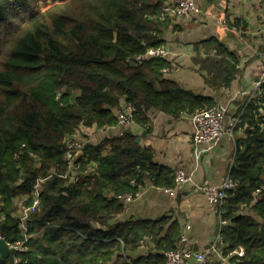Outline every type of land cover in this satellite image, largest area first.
Here are the masks:
<instances>
[{"label": "trees", "instance_id": "obj_1", "mask_svg": "<svg viewBox=\"0 0 264 264\" xmlns=\"http://www.w3.org/2000/svg\"><path fill=\"white\" fill-rule=\"evenodd\" d=\"M163 5L61 0L44 8L40 0H0V233L8 243L24 239L22 208L38 188L26 220V264H166L165 253L178 246V220L122 217L126 193L174 186L172 169L156 163L137 135L127 129L75 147L72 166L65 158L68 136L116 126L123 101L145 127L151 109L192 116L217 104L166 78L167 58L136 61L165 44L172 18H162ZM213 41V54L195 63L208 86L228 88L236 59ZM238 116L234 131L244 128L245 136L229 173L236 186L221 208L228 221L221 252L233 264H264V93L246 100ZM248 206L260 220L242 213ZM148 238L156 252L134 257ZM240 247L244 256H230ZM0 264H13V255L0 252Z\"/></svg>", "mask_w": 264, "mask_h": 264}, {"label": "crops", "instance_id": "obj_2", "mask_svg": "<svg viewBox=\"0 0 264 264\" xmlns=\"http://www.w3.org/2000/svg\"><path fill=\"white\" fill-rule=\"evenodd\" d=\"M196 1L202 6L203 14L172 18L171 25L163 35L164 45L170 51L167 60L176 66L165 72V77L179 82L185 89L212 97L217 104L226 106V133L213 148L200 145V157H197L192 141L194 125L190 115L176 117L158 109H151L148 112V127L132 122L128 130L137 135L142 145L154 150L156 163L172 169L173 172L184 168L192 175L193 182L185 184L177 194L146 184L141 187V196L127 205L122 217H169L171 221L178 220L182 226L181 237L184 235L186 239L180 238L177 247L206 252L218 241L219 209L210 206L206 196L195 188L194 183L217 185L229 175L237 149V139L245 136L244 128L234 131L230 128L231 124L246 100L264 93V87L260 91L255 89V81L263 70L261 54L264 51V5L263 0ZM213 40L225 44L236 59L238 73L228 88L208 86L205 82V71H201L195 63V59L200 56L205 57L208 52L213 54ZM115 113L117 114V108ZM89 129L81 128L83 131ZM79 130L72 140L78 137ZM120 130L119 127H94L93 131L98 134H90L99 138L97 142H100L108 136L119 135ZM242 213L260 220L251 206L246 207ZM155 252L154 243L148 238L132 255L137 257ZM210 258L211 264H233L229 258H223L221 249L218 253H210ZM187 264L197 263L191 260Z\"/></svg>", "mask_w": 264, "mask_h": 264}, {"label": "built area", "instance_id": "obj_3", "mask_svg": "<svg viewBox=\"0 0 264 264\" xmlns=\"http://www.w3.org/2000/svg\"><path fill=\"white\" fill-rule=\"evenodd\" d=\"M264 5V0H263ZM190 14H203L202 6L196 0H177L176 2H170L164 0V5L162 8L161 16L162 18L170 17H184ZM170 55L169 49L165 45H161L156 48L149 49L146 54L139 55L136 57V61L141 62L150 58H168ZM261 60L263 62V70L260 76L255 81V89L260 91L264 87V51L261 54ZM175 64H171L170 67L164 69V72H169L171 68H175ZM246 94V93H244ZM249 101V100H248ZM227 107L221 104H216L210 109L196 112L191 116V120L194 125V133L192 137L193 145L195 146V155L200 157V145H208L209 148H213L220 143L222 138L226 133L225 118L227 114ZM135 107L130 102L123 101L121 105L117 108L118 123L114 127H119L120 133L122 135L129 127V125L134 122ZM238 117L234 119L231 124V129L234 130L238 124ZM110 128V127H108ZM82 148L83 144L80 142H74L69 140L68 150L65 154V158L70 166L73 165L74 155L72 151L74 148ZM193 182V177L188 174L184 168H178L174 172V186L170 188H162L165 192L171 194L179 193L185 184ZM195 188L206 196L210 206L219 209L218 214L220 218V232L224 225L228 221L222 219L223 211L221 210L224 200L227 198V192L235 188V180L230 176V174L217 185H213L205 182L194 183ZM141 189L136 193H126L123 196L125 203L128 205L131 201L141 196ZM40 192L36 188L34 192V201L30 206H23L22 208V228L24 230V239L16 241L13 243H8L11 255H13V264H26L27 261H23L21 254L27 250L26 242L29 239L28 226L26 220L29 217L30 212L34 211L39 204ZM191 226H188L190 228ZM219 232L218 241L215 242L209 250L206 252L193 251L190 249H181L176 247L175 249L169 250L165 253L166 264H187L189 261L194 260L197 264H209V254L218 253L221 249L222 236ZM0 237L5 239V237L0 233ZM185 236L182 235L181 240H185ZM245 250L240 247L236 251L230 254L236 255L239 258L244 256Z\"/></svg>", "mask_w": 264, "mask_h": 264}, {"label": "rangeland", "instance_id": "obj_4", "mask_svg": "<svg viewBox=\"0 0 264 264\" xmlns=\"http://www.w3.org/2000/svg\"><path fill=\"white\" fill-rule=\"evenodd\" d=\"M60 1L61 0H40V4L44 8H46V7H49V6H51V5L55 4V3H58ZM83 128H85V127H83ZM95 128H98V127L95 126ZM93 130H94V127L90 128L89 130H86V131H83V130L80 129L79 132L77 133V136L78 137H75V140H72V141H74V142H80L81 144H83V146L86 143L91 142L92 138H94L92 141L97 142L99 140V138L92 137V136L97 135L98 132L97 131H93ZM90 133H92V136H91ZM87 137L90 138L91 140L88 139ZM66 143H67V146H68V144H69V136L67 137ZM226 258L228 259V257H226ZM210 261H211V258H210Z\"/></svg>", "mask_w": 264, "mask_h": 264}, {"label": "water", "instance_id": "obj_5", "mask_svg": "<svg viewBox=\"0 0 264 264\" xmlns=\"http://www.w3.org/2000/svg\"><path fill=\"white\" fill-rule=\"evenodd\" d=\"M136 141L139 142L140 139L137 138ZM93 225H95V224H93ZM0 252H1L2 256L5 258H9L11 255V250H10L8 242L1 237H0Z\"/></svg>", "mask_w": 264, "mask_h": 264}]
</instances>
